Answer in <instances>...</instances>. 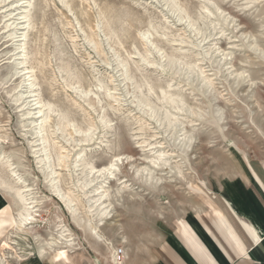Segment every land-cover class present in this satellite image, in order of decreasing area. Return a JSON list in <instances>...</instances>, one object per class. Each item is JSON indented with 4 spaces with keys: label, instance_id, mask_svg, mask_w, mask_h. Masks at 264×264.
Here are the masks:
<instances>
[{
    "label": "rangeland",
    "instance_id": "rangeland-1",
    "mask_svg": "<svg viewBox=\"0 0 264 264\" xmlns=\"http://www.w3.org/2000/svg\"><path fill=\"white\" fill-rule=\"evenodd\" d=\"M25 1L0 0V264H112L85 227L96 211L82 183L86 166L111 202L113 217L97 230L122 264H134L208 197L207 186L264 151V54L251 46L264 49V0H31L22 69V23L12 35L8 9ZM178 58L194 74L169 65ZM235 71L244 72L235 80ZM173 92L180 103L168 102ZM44 103L51 111L35 133ZM151 106L175 123L172 131ZM187 131L193 137L181 145ZM158 152L186 168L192 185L163 180L159 188L137 171L166 177L151 162ZM23 210L30 220L18 227ZM45 241L42 260L24 255ZM63 251L68 258L56 257Z\"/></svg>",
    "mask_w": 264,
    "mask_h": 264
},
{
    "label": "crops",
    "instance_id": "crops-1",
    "mask_svg": "<svg viewBox=\"0 0 264 264\" xmlns=\"http://www.w3.org/2000/svg\"><path fill=\"white\" fill-rule=\"evenodd\" d=\"M241 162L134 264H264V151Z\"/></svg>",
    "mask_w": 264,
    "mask_h": 264
},
{
    "label": "bare ground",
    "instance_id": "bare-ground-1",
    "mask_svg": "<svg viewBox=\"0 0 264 264\" xmlns=\"http://www.w3.org/2000/svg\"><path fill=\"white\" fill-rule=\"evenodd\" d=\"M18 4L19 3L17 2V4L13 8L8 9V10H11V12L9 13V15H11L10 18L14 19L12 22H10V23L8 22V23H9V26H10L9 28L12 31L11 33L14 36H16L17 33H18L17 30L15 29V26L17 25V24H15V23H17L16 21H20V23H22V25H21L22 29L19 32V34L17 35L19 39H18V43L16 44V49L18 50L17 54H19L18 55L19 62L17 61L18 63L17 62L16 63L18 64V66H20V68H22L24 66V64H25V53H24L25 46L24 45H25V38H26V34H27V29H28V27L30 25V23H29L30 17L28 15H29V9H30V6H31V0L25 1L24 5H23V8L20 9V10L18 9ZM17 9L19 10L18 12H17ZM15 10H16L17 13H13V11H15ZM12 25H15V26L11 28ZM203 33H205V32H203ZM251 46H252V48L254 50H259L261 54H264V49L259 48L257 44L252 43ZM222 54H224L225 56L228 55V54H226L224 52H222ZM169 65L174 66L178 70L184 71L183 73H185L188 76H190L191 74H194V70H193V67L191 66V64L190 63L186 64V63L183 62V60H181L179 58L178 59H171L170 62H169ZM22 69H24V68H22ZM31 71H30V73H31ZM243 72L244 71H235V73H234L235 80L239 76H242ZM25 73H29V71H25ZM25 73H24V75H25ZM25 81H26V84H25V89L26 90H25V92L32 93L31 91L33 90L32 87L34 86V82H33L32 78H31V75L28 74L27 78L25 79ZM201 83H202V86H204L205 88L209 87V81L207 79L202 78L201 79ZM253 83L254 82L251 81V84L249 85V87H251V85ZM31 96H35V94H32ZM32 101H34V99H32ZM179 101L181 102V97H180V95L178 93L173 92V93L169 94V96H168V102L169 103L179 102ZM142 105H144V104H142ZM50 111H51L50 103H44V111L41 112V110H39V109L37 111H35L34 114H37L36 118L34 120L35 133H40L42 125H43L44 121L48 118V115H49ZM149 111H150L151 114L158 115L163 120H165L166 121V123H165L166 127H167V129L169 131L173 130V128L175 126V123L173 121L167 120V116L164 113H160L157 108L152 107V106L149 107ZM221 114H222L221 113V108L220 109L218 108L217 110H215L213 112V115L215 117L221 118ZM192 137H193V135H192V133L190 131H187L186 133L182 134V138H180L181 145H187L188 142L191 141ZM41 144L43 145V140H41ZM40 149H41V151H43L45 157H47L44 146H42ZM161 152H158L156 154L153 153V155L151 157V162L156 167H159V166L162 167V168H160L161 170L167 169V176L166 177L162 178L161 176H159L156 173L153 174L152 171H154V170H152L151 168H147L146 166L145 167H138L137 171L138 170H142L143 172L146 173V176H152V179L154 180L153 185L156 186V185L160 184L159 188H163V189L165 188V187H163L165 183H171V182L181 183L179 181H183L187 185L191 184L190 181L186 180V174H187L186 171H187V169L186 168L184 169L179 162H175L174 164L173 163L171 164L169 162V159L162 158V155H163L162 153L163 152L162 153ZM78 156H79V154L77 155V157ZM77 157H76V159H77ZM155 166H154V168H155ZM92 169H93L92 166H86L85 167L84 180H83L82 183H83V185L85 187H90V192L91 193L93 192V194L90 197L89 201H90V205H91L90 207L94 208V210H96V211H95V214H87V213L85 214V227L88 228L89 232L92 234V236L95 238V240L98 243L103 244V246L107 249L106 250V252H107V261L111 262L112 264H122L121 257L117 253L115 247L110 242H108V240H106L103 237V235H101L100 232L97 230V227H99L101 225H105L106 223H108V220L111 217H113V214H111V211H112V209L110 208L111 207V202L109 200H107L106 190L98 192L102 187H104L103 186V182H99V184L97 183L95 185L92 184L93 181H94V178L90 177L91 173H92ZM106 169L108 170L109 168H106ZM163 180H164L165 183L163 182ZM101 181H103V180H101ZM104 183H105V181H104ZM185 189H187V188H185ZM186 193H187V195L189 197L190 195H192V189H188L186 191ZM15 199L17 200V197ZM15 199H13V201ZM69 201H75V199L71 198ZM94 217H97V221L96 222H93ZM29 220H30V215L28 213V210L27 211L26 210L19 211V218H18V221H17L18 227H21L24 223L28 222ZM117 230H120L119 226H118ZM57 236H58L57 238H59V239H64L65 238V242L68 244L67 247L69 249L70 248H74L73 244L71 243L72 239H70L71 238V234L64 235L62 232H59ZM125 241H126V236L120 235V242L123 243ZM45 244L46 245L42 244L40 246L35 247L33 249V252L24 253V255H32V256L42 260L45 257V255H44L45 254V246L46 247L50 246V244L47 241H45ZM27 247H28V245H27ZM48 249H50V248H48ZM66 254H67V252H65V251L58 252L56 254V257H61V256L65 257ZM65 258H68V257H65ZM73 264H77V263L74 262Z\"/></svg>",
    "mask_w": 264,
    "mask_h": 264
},
{
    "label": "built area",
    "instance_id": "built-area-1",
    "mask_svg": "<svg viewBox=\"0 0 264 264\" xmlns=\"http://www.w3.org/2000/svg\"><path fill=\"white\" fill-rule=\"evenodd\" d=\"M122 249H120V251H121Z\"/></svg>",
    "mask_w": 264,
    "mask_h": 264
}]
</instances>
